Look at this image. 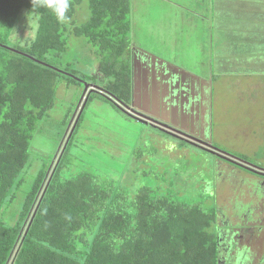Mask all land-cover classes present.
Returning a JSON list of instances; mask_svg holds the SVG:
<instances>
[{"label": "trees", "instance_id": "obj_1", "mask_svg": "<svg viewBox=\"0 0 264 264\" xmlns=\"http://www.w3.org/2000/svg\"><path fill=\"white\" fill-rule=\"evenodd\" d=\"M41 4L0 0V264H235L237 251L242 264H264L252 260L251 253V259L243 256L239 245L233 256L229 244L222 247L218 187L209 186L202 200H183L172 189L161 195L149 186L126 188L123 178L66 177L80 117L91 101L109 102L130 117L133 3L70 0L63 22ZM84 8L87 19L78 23ZM25 20L37 28L31 27V40L17 41ZM76 39H83L95 57L84 76L64 62ZM59 79L90 90L84 101L85 90L81 96L74 135L69 138L73 127L54 161L38 169L33 143L55 105ZM181 143L179 148H185ZM218 156L238 171L249 166L242 157ZM168 173L160 176L164 182ZM169 186L182 189L180 183Z\"/></svg>", "mask_w": 264, "mask_h": 264}, {"label": "rangeland", "instance_id": "obj_2", "mask_svg": "<svg viewBox=\"0 0 264 264\" xmlns=\"http://www.w3.org/2000/svg\"><path fill=\"white\" fill-rule=\"evenodd\" d=\"M132 3L131 36L132 40L133 35L136 36L138 46L148 47L155 55L178 64L183 62V57L185 66L194 71L198 67L202 70V66L205 69L211 66L212 29L200 18L209 16L211 0H132ZM196 13L198 17L194 16ZM87 15L86 8L80 11L78 23L85 21ZM32 26L37 28V23L25 20L16 34L17 41L31 40ZM220 48L222 43L219 42ZM94 59L86 42L76 39L72 40L64 62L84 76L91 71ZM214 71L206 139L215 156L186 144L185 148H179L183 143L173 138L178 137L175 132L144 125L125 115L122 108L96 98L80 117L71 148L72 165H69L66 177L87 173L104 181L123 178L126 188L131 184L137 189L149 186L161 195L172 189L183 200H202L209 186V189L218 187L216 200L221 210L222 228L230 221L239 224V217L254 208L261 210L264 207L263 181L248 172L238 171V167L219 159L218 153L245 158L251 169L264 170V87L257 86L264 83V79L255 73L248 74L246 67L231 66L222 71L214 65ZM259 79L262 81L257 83ZM84 90L81 86H69L67 81L58 80L55 105L41 123L40 127L44 129L33 143L32 159L38 169L44 163L50 165L54 161L63 138L66 139L73 127L68 136L74 135ZM165 173H168L166 182L160 177ZM170 183H180L182 189L177 185L175 188L169 186ZM24 188L28 189L29 185ZM248 202L253 203L243 204ZM235 203L237 210L232 217ZM12 218L17 216L12 215ZM233 251H237V247ZM237 252L233 259L235 264L241 263Z\"/></svg>", "mask_w": 264, "mask_h": 264}, {"label": "crops", "instance_id": "obj_3", "mask_svg": "<svg viewBox=\"0 0 264 264\" xmlns=\"http://www.w3.org/2000/svg\"><path fill=\"white\" fill-rule=\"evenodd\" d=\"M210 5L209 16L200 17L212 29L211 66L206 69H188L183 57L184 64H178L155 55L148 47L138 46L133 35L132 55L137 58L133 99L138 107L135 116L144 121L142 124L150 125L147 123L151 121L158 129L171 131V126L174 131L182 128L187 134L191 130L207 134L214 65L222 71L231 66L246 67L248 74L264 79V0H211ZM194 16L198 17V13ZM194 16L191 18L196 20ZM261 85L264 87L260 82L258 88Z\"/></svg>", "mask_w": 264, "mask_h": 264}, {"label": "flooded vegetation", "instance_id": "obj_4", "mask_svg": "<svg viewBox=\"0 0 264 264\" xmlns=\"http://www.w3.org/2000/svg\"><path fill=\"white\" fill-rule=\"evenodd\" d=\"M137 58L135 55H132V63H133V73H134V69H135V64H136ZM135 74H133V79H134ZM136 90L133 87V95L136 96ZM133 96V98H134ZM211 96V95H210ZM209 96V98H210ZM210 102H211V98H210ZM136 104V99L132 100V104L130 105V107L132 109L135 110L134 112H131L130 110H128V114H130V117L132 118V115H136L138 110H137V106ZM150 123V126H152L153 128L158 129L157 127H155L153 124V122L151 123V121L148 122V124ZM206 123V122H205ZM206 126V124H205ZM169 130H171L170 132H175V134H177L176 137H173L175 140L180 141V142H185L188 144H196L197 143H201V147L203 148H210L212 147L210 142L206 139V134L205 132H193V130H191L190 132H188L189 134H187L186 131H184L182 128L180 129H176V131L172 130L171 126L168 127ZM158 130H162V131H167V130H163V129H158ZM172 134V133H171ZM182 136H181V135ZM180 137V138H179ZM185 143V144H186ZM209 146V147H207ZM211 149V148H210ZM208 153H212V151L210 150H205ZM238 165V164H237ZM247 167V168H245ZM242 167L243 169H245L246 172L254 175L253 178L257 177L259 180L263 181L261 182V186L263 184V188L264 189V170H261L258 172V169L256 168H252L250 169L249 166H245ZM264 168V167H263ZM263 173V174H262ZM260 177V178H259ZM237 203V202H236ZM235 203V209H233V214L235 217L236 214V204ZM240 203V202H239ZM253 202H248L247 204L243 203L244 205H249ZM264 206V204H262ZM261 206V205H260ZM254 208V206H253ZM259 211H261V213H259ZM258 209H252L250 211V215H244V216H240L239 220L240 223L239 224H234L233 222L230 221V224H228L225 227H221L220 226V230H221V235L223 237V239L225 240V243H223L222 247L223 248H227V245L229 244L230 249H232L235 247H238V245L242 248L239 252L246 251V255L243 254V256L250 258V253L253 255L251 258L252 260H257L261 263L264 262V222L262 220H264V207L261 208V210ZM220 213V210H219ZM232 215V214H231ZM226 218V217H224ZM242 251V252H243ZM250 258V259H251Z\"/></svg>", "mask_w": 264, "mask_h": 264}, {"label": "clouds", "instance_id": "obj_5", "mask_svg": "<svg viewBox=\"0 0 264 264\" xmlns=\"http://www.w3.org/2000/svg\"><path fill=\"white\" fill-rule=\"evenodd\" d=\"M41 6L50 8L61 22L68 19L66 14L70 7V0H42Z\"/></svg>", "mask_w": 264, "mask_h": 264}, {"label": "water", "instance_id": "obj_6", "mask_svg": "<svg viewBox=\"0 0 264 264\" xmlns=\"http://www.w3.org/2000/svg\"><path fill=\"white\" fill-rule=\"evenodd\" d=\"M89 90H90V86H88V85H86V87H85V94H84V97H83V101H84V99H86L87 98V96H88V93H89ZM95 89H93V91H94ZM98 91V90H97ZM111 100H114L112 97H110L109 95H107ZM87 101H88V99L86 100V103L85 104H87ZM125 112L127 111V110H130L131 112H134L135 113V110L134 109H132L131 107H127V110H125V109H123ZM128 114V113H127ZM129 116H130V114H128ZM132 118L133 119H135V120H140V123H144V121L143 120H141V119H138V118H136V116L135 115H132ZM146 124V123H145ZM148 124V123H147Z\"/></svg>", "mask_w": 264, "mask_h": 264}]
</instances>
